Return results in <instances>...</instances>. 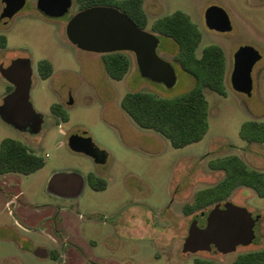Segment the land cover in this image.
<instances>
[{
	"label": "rangeland",
	"instance_id": "obj_1",
	"mask_svg": "<svg viewBox=\"0 0 264 264\" xmlns=\"http://www.w3.org/2000/svg\"><path fill=\"white\" fill-rule=\"evenodd\" d=\"M211 5H220L228 12L231 32L208 28L205 11ZM3 7L0 0V35L7 37L6 46H0V67L9 66L14 59L30 61V101L42 122L35 132L21 131L0 115V143L6 137L20 139L43 155L46 164L31 174H0V264H88L76 256L63 233L84 227L85 235L102 239L96 250L98 264H194L197 258L232 264L241 253L264 248V197L253 188L240 186L221 202L230 200L261 215L254 242L228 254L217 250L183 252L192 221L217 204L193 214L184 210L199 190L224 177L223 170L212 168L213 159L237 154L264 172V142H248L240 134L244 122H264V0L144 1L147 30L152 31L156 18L181 9L203 32L199 54L210 43L220 44L226 53L227 94L205 88L209 130L201 141L182 148L174 147L160 132L141 127L121 107L130 90L175 98L196 85L195 77L175 60L179 52L175 40L158 35L159 55L176 69L174 86L142 76L133 52L129 72L117 80L108 74L101 53L80 49L69 40L66 28L80 11L77 0L62 17L46 16L38 9V0H26L8 23L1 18ZM243 45L254 46L262 55L252 72L251 95L236 91L231 82L234 54ZM44 58L54 64V73L47 79L39 73V62ZM10 84L13 86L0 70V105L14 88L9 91ZM54 103L62 105L70 116L68 121L53 112ZM84 132L109 153L105 164L69 147L70 136ZM101 169L108 187L95 190L88 175ZM75 172L85 180L77 198L52 193L64 192L65 187L58 182L69 181V174ZM122 211L137 214L134 220L140 227L109 231L114 216ZM38 246L47 248L49 256H36Z\"/></svg>",
	"mask_w": 264,
	"mask_h": 264
},
{
	"label": "trees",
	"instance_id": "obj_2",
	"mask_svg": "<svg viewBox=\"0 0 264 264\" xmlns=\"http://www.w3.org/2000/svg\"><path fill=\"white\" fill-rule=\"evenodd\" d=\"M80 10L95 5H112L126 12L143 29L149 26V17L144 7L145 0H77ZM152 32L175 40L179 52L175 60L184 70L193 75L196 85L188 92L175 98L162 97L143 90H130L121 100L122 109L141 127L154 129L167 137L176 148L201 141L207 134L209 123V101L205 88L222 95L227 94L225 77L227 60L224 48L217 43L206 45L198 53L203 39L200 26L184 10H176L156 18L151 24ZM7 37L0 35V46H6ZM130 51L103 53L102 59L108 74L117 80L123 79L132 64ZM39 73L47 79L54 73V64L44 58L39 62ZM13 88L10 84L9 91ZM52 110L63 120L70 119L61 104L54 103ZM241 137L248 142H264V122L248 120L243 123ZM46 159L36 153L25 142L6 137L0 143V174L12 172L31 174L43 168ZM214 169L225 172L224 177L214 186L199 190L184 210L187 214L225 200L240 186L253 188L264 197V172L251 167L237 154H228L211 161ZM95 190L107 187L105 179L97 180L94 173L89 175ZM196 264H218L214 260L198 258ZM232 264H264V248L241 253Z\"/></svg>",
	"mask_w": 264,
	"mask_h": 264
},
{
	"label": "water",
	"instance_id": "obj_3",
	"mask_svg": "<svg viewBox=\"0 0 264 264\" xmlns=\"http://www.w3.org/2000/svg\"><path fill=\"white\" fill-rule=\"evenodd\" d=\"M4 7L1 18L8 23L26 4V0H2ZM73 5V0H38V9L46 16L62 17ZM208 28L220 32L233 29L228 12L220 5H211L205 12ZM67 35L76 47L96 53L130 51L142 76L154 81L164 82L172 87L177 81L176 69L172 63L158 53L159 36L143 29L124 11L112 5H95L77 12L67 24ZM262 58L258 49L243 45L234 54V68L231 82L233 88L251 95L254 88L253 69ZM14 88L5 95L0 105V115L9 124L21 131L35 132L42 119L30 101V86L33 70L29 60L14 59L5 67H0ZM69 147L78 153L94 158L96 163H106L109 153L99 148L87 132L72 134ZM74 182L71 191L52 192L59 196L77 198L84 190L85 180L82 174H69ZM68 182V181H67ZM58 183H65L60 180ZM57 183V184H58ZM69 192V193H68ZM261 215H254L249 208L226 201L224 207L217 203L208 213L207 223L200 226L194 219L189 227L188 236L183 244V252L196 253L212 251L213 248L223 254L237 251L239 246H248L257 237L256 224ZM34 254L41 258L49 256L47 248L38 247Z\"/></svg>",
	"mask_w": 264,
	"mask_h": 264
},
{
	"label": "flooded vegetation",
	"instance_id": "obj_4",
	"mask_svg": "<svg viewBox=\"0 0 264 264\" xmlns=\"http://www.w3.org/2000/svg\"><path fill=\"white\" fill-rule=\"evenodd\" d=\"M231 31H228V32H231ZM98 164H101V163H98ZM103 164H105V163H103ZM104 172H105V170L101 169V170H98L97 173H94L97 176V180L100 181V180L104 179L101 176V175H103ZM91 173L92 172H90L89 175ZM89 175H88V180H89ZM218 203H221L222 207H224L225 202L220 201ZM208 213L205 214V211H202L201 214L197 216L196 219H198V223L200 226L204 227L206 225ZM136 217H137V214L135 215V214H131V213H125L124 211L117 213L114 216V219L112 220V223H111L112 226L109 227V231L116 230L118 232L120 228H122L123 230L135 231L136 229H138V227H140V225L137 224L134 220ZM260 220H261V218H260ZM145 222H146V220L144 219L143 223H145ZM144 227H146V226H144ZM83 229L74 228L73 230H65V231L63 230V233H64L66 240L70 244L73 252H77L76 256L80 255L79 258L88 264H98V263H96V256H97L96 250L98 249V246L101 243L102 239L97 238L98 236H91L90 235V237H88L87 235H85V229L86 228L84 230ZM108 237H109V239L111 238V236H108ZM104 241L106 242L107 240H104ZM38 247H41V246H38ZM37 248H35V249H37ZM213 250L214 251L216 250L215 247L213 248ZM188 253H191V252H188ZM50 256H54V255L50 252ZM197 259H196L194 264L197 263ZM207 259H209V258H207ZM210 260H213V259H210Z\"/></svg>",
	"mask_w": 264,
	"mask_h": 264
},
{
	"label": "crops",
	"instance_id": "obj_5",
	"mask_svg": "<svg viewBox=\"0 0 264 264\" xmlns=\"http://www.w3.org/2000/svg\"><path fill=\"white\" fill-rule=\"evenodd\" d=\"M63 186L65 187V191L64 192L71 191L72 190V187L74 186V182L73 181L65 182L63 184ZM56 196L63 197V196H59V195H56Z\"/></svg>",
	"mask_w": 264,
	"mask_h": 264
}]
</instances>
